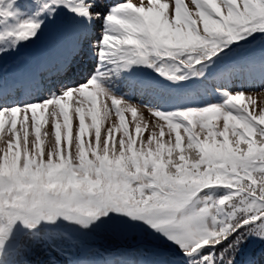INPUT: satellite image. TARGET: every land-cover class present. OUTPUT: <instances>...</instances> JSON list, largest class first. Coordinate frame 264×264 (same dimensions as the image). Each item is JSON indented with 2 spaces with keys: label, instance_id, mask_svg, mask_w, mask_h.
Wrapping results in <instances>:
<instances>
[{
  "label": "snow or ice",
  "instance_id": "snow-or-ice-1",
  "mask_svg": "<svg viewBox=\"0 0 264 264\" xmlns=\"http://www.w3.org/2000/svg\"><path fill=\"white\" fill-rule=\"evenodd\" d=\"M237 39L264 42V0H0V264H264V87L170 112L116 91Z\"/></svg>",
  "mask_w": 264,
  "mask_h": 264
},
{
  "label": "rangeland",
  "instance_id": "rangeland-1",
  "mask_svg": "<svg viewBox=\"0 0 264 264\" xmlns=\"http://www.w3.org/2000/svg\"><path fill=\"white\" fill-rule=\"evenodd\" d=\"M232 42H235V41H231L230 43H232ZM137 77H138V76H137ZM261 87H264V78H263V76H261V75H260V76L252 75V77H250V78L247 80V82H245L244 85H242L241 90H247V89H249V88H254L255 90H259ZM145 96H146V100L151 101L152 103H154V102H155V99L157 98V94H156V92L145 93ZM98 100H100L99 97L97 98V101H98ZM134 103L139 104L138 102H134ZM208 103H209V102H208ZM208 103H207V104L204 103L205 106L209 105ZM217 103H218V102H217ZM244 103L248 104V103H251V102L245 100ZM256 103H257V104L261 103V100H260V99H257V100H256ZM126 115H127V118H128L129 127H130V129H131V131H132V134H133V136H136L135 131H134V123H135V121L133 120L132 115H131L130 112H129V113H126ZM135 119H136V121H140L141 119H143L144 124H148L150 120H154L155 118H154V117H151L150 113H148V112L145 111V112H143V113L138 112V113H137V116H136ZM86 122H87V121H86ZM144 124H142V132L140 133L141 136H146V135L148 134V128L145 127ZM149 126H150V125H149ZM18 127H19V125H18ZM49 127H50V125H47V124H46V125L42 128V130H41V139H42V141H44L45 146L48 144V140L45 139V137H44V132H45L46 129H48ZM74 130H75V121H74ZM5 131H7V125L5 126ZM30 131H32V134L34 135V131H33V130H30ZM137 138H139V137H137ZM30 139H31V137H30ZM86 139H87V137H86ZM167 139H168V137H167V135H166V136H165V140H167ZM62 142H64V141H62ZM219 194L222 195L223 192H221V193H219ZM145 228H146L149 232H151V229L148 228L147 225H145Z\"/></svg>",
  "mask_w": 264,
  "mask_h": 264
}]
</instances>
